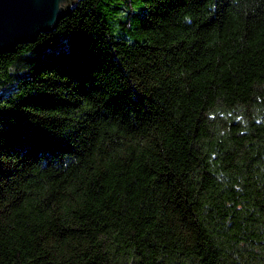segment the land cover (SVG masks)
Segmentation results:
<instances>
[{
  "label": "trees",
  "instance_id": "obj_1",
  "mask_svg": "<svg viewBox=\"0 0 264 264\" xmlns=\"http://www.w3.org/2000/svg\"><path fill=\"white\" fill-rule=\"evenodd\" d=\"M0 264H264V0H77L0 54Z\"/></svg>",
  "mask_w": 264,
  "mask_h": 264
},
{
  "label": "water",
  "instance_id": "obj_2",
  "mask_svg": "<svg viewBox=\"0 0 264 264\" xmlns=\"http://www.w3.org/2000/svg\"><path fill=\"white\" fill-rule=\"evenodd\" d=\"M77 0H0V54L53 30Z\"/></svg>",
  "mask_w": 264,
  "mask_h": 264
}]
</instances>
